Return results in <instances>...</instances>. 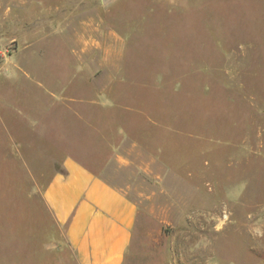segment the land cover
<instances>
[{
  "label": "rangeland",
  "instance_id": "obj_1",
  "mask_svg": "<svg viewBox=\"0 0 264 264\" xmlns=\"http://www.w3.org/2000/svg\"><path fill=\"white\" fill-rule=\"evenodd\" d=\"M34 5L10 1L9 22L0 12V264H77L61 250L40 178L54 170L53 152L96 148L71 111L47 110L94 90L76 83L69 92L85 60L34 22ZM105 5L118 60L88 69L119 77V103L155 122L117 112L137 125L134 140L150 133L138 163L155 158L148 173L111 161L108 176L134 187L142 211L127 264H264V0Z\"/></svg>",
  "mask_w": 264,
  "mask_h": 264
},
{
  "label": "crops",
  "instance_id": "obj_2",
  "mask_svg": "<svg viewBox=\"0 0 264 264\" xmlns=\"http://www.w3.org/2000/svg\"><path fill=\"white\" fill-rule=\"evenodd\" d=\"M10 1L17 8L35 4L34 22L40 23L42 29L51 30L56 40L72 46L67 56L85 60L86 76L79 83L81 73L75 72L69 92L76 83L80 90H94L84 99L64 95L67 101H55L47 108L64 106L82 124L83 134L97 142L95 150L85 151L82 156L52 151L50 163L54 170L41 172L43 203L60 229L57 239L62 244L61 250L72 253L77 264H127L142 211L137 197L127 192L134 187L118 184L108 176L114 163L111 161L114 159L121 167L140 164L148 173L155 172V158L138 163L146 157L141 155L148 148L150 133L142 129V141L134 140L131 127L137 125L116 118L117 112L133 113L146 126L155 122L145 113L119 103V93L114 92L122 83L119 77L99 75L88 69L91 62L105 66L118 60L109 38L119 43L121 37L101 17L109 9L105 5L109 0H56L49 4L36 0H1V22H9ZM94 13L98 16H91ZM100 82L103 88L97 86ZM78 108L90 113L80 112ZM36 126L40 128L41 123L36 121ZM160 168L157 172L164 174Z\"/></svg>",
  "mask_w": 264,
  "mask_h": 264
}]
</instances>
